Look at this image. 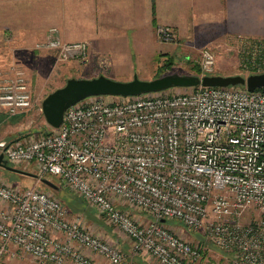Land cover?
<instances>
[{"label":"built area","instance_id":"obj_1","mask_svg":"<svg viewBox=\"0 0 264 264\" xmlns=\"http://www.w3.org/2000/svg\"><path fill=\"white\" fill-rule=\"evenodd\" d=\"M256 42L250 61L261 72L264 40ZM34 48L56 49L62 59L88 50L84 41L64 42L55 26ZM199 65L202 76L213 73L210 48L201 50ZM5 75L0 107L26 112L33 97L24 72ZM119 98L79 100L58 127L1 142L0 153L14 167H34L37 180L57 176L127 236L130 250L159 264L210 261L204 243L164 224L174 218L201 230L228 264H264V91L198 85ZM248 209L259 218L243 223ZM114 243L93 234L51 191L0 177V264H9L1 255L16 252L37 264H132Z\"/></svg>","mask_w":264,"mask_h":264},{"label":"rangeland","instance_id":"obj_2","mask_svg":"<svg viewBox=\"0 0 264 264\" xmlns=\"http://www.w3.org/2000/svg\"><path fill=\"white\" fill-rule=\"evenodd\" d=\"M62 3L64 5V0H62ZM155 26L151 39L146 40V42L141 40L140 43L144 44L138 45L139 48H131L125 52V57L119 56L118 58H112L113 55L111 54L103 53L97 56L94 53H90L89 42L87 41H84L88 48L84 57L86 59L81 58L78 54L62 59L56 49L34 48L35 44L43 40L45 36L43 39L32 43H22L16 40L15 36L13 37L14 40L12 38L9 41L0 40V74H2L0 75V80L1 76H6L5 74L12 75L13 71L22 70L33 97L32 106L26 112L10 115L4 108L0 107V143H9L26 134L49 130L51 127L45 121L41 110L42 99L52 90L62 86L69 77L91 78L104 74L117 80H129L134 75L141 79H152L173 72L201 77L202 71L199 62L203 48H210L214 52L215 65L212 73L214 75L238 74L246 77L252 73H259L250 61V54H252L254 49L253 44L259 43L256 42L259 39L226 37L200 47L197 43V45H189L190 43L186 40H179L177 44L170 27L167 25ZM159 28H166L172 34V38L167 40L160 36ZM39 52H45L48 56L44 54L45 58L40 56L36 59L35 55ZM50 57L52 58L51 62L44 63V59H50ZM191 88L172 87L163 91L168 94H181L190 91ZM119 97L121 96H111V100H120L121 98ZM8 165L14 167L10 163ZM19 169L34 174V176L14 172L0 166V177L22 188L35 186L51 191L65 202L72 216L79 215L83 217L91 232L103 240L112 242L110 238H113V234H116L117 237L114 236V239L117 238L115 243L118 242L124 252V261L132 264H159L147 254L130 250V241L127 236L113 226L105 217L97 214L80 196L63 186L57 176L44 177L56 184L57 188L52 189L41 180L36 179L34 167ZM145 218L149 219V216ZM258 218L259 215L256 211L248 209L240 219L241 222L247 223ZM164 224L172 227L175 232L192 243L199 241L204 243H202L205 247L203 258L207 257L210 261L202 260L200 264H211L212 262L215 264H228V260L221 257L222 253L225 252L205 239L201 230L186 227L179 219L175 218L166 219ZM136 256L141 261L137 259L135 263L134 257ZM1 258L7 260L9 264H37L31 256L21 252H16L14 256L3 254Z\"/></svg>","mask_w":264,"mask_h":264},{"label":"crops","instance_id":"obj_3","mask_svg":"<svg viewBox=\"0 0 264 264\" xmlns=\"http://www.w3.org/2000/svg\"><path fill=\"white\" fill-rule=\"evenodd\" d=\"M155 25L170 27L177 44L186 40L201 47L226 37L264 40V0H64V5L62 0H0L4 41L15 36L32 43L55 26L63 41H87L90 53L118 58L151 39Z\"/></svg>","mask_w":264,"mask_h":264},{"label":"water","instance_id":"obj_4","mask_svg":"<svg viewBox=\"0 0 264 264\" xmlns=\"http://www.w3.org/2000/svg\"><path fill=\"white\" fill-rule=\"evenodd\" d=\"M229 86L241 85L248 90L264 87V72L242 75H192L177 72L168 73L152 79H141L134 75L129 80H117L104 74L91 78L69 77L65 83L49 92L41 102V110L45 121L51 127H58L64 117L65 110L74 103L92 95L131 96L147 92L163 91L172 87L194 86ZM0 166L22 174L34 176L17 167L9 166L3 153H0ZM52 189L57 186L47 178L41 180ZM164 221V220H162Z\"/></svg>","mask_w":264,"mask_h":264},{"label":"trees","instance_id":"obj_5","mask_svg":"<svg viewBox=\"0 0 264 264\" xmlns=\"http://www.w3.org/2000/svg\"><path fill=\"white\" fill-rule=\"evenodd\" d=\"M194 87H196V86H194ZM257 89H259V90H263L264 91V87H260V88H257ZM49 177V176H48ZM46 185V184H45ZM81 198V197H80ZM82 200V199H81ZM83 201V200H82ZM63 202V204L68 208V210L70 211V209H69V207L65 204V202L64 201H62ZM84 202V201H83ZM203 243V242H202Z\"/></svg>","mask_w":264,"mask_h":264}]
</instances>
